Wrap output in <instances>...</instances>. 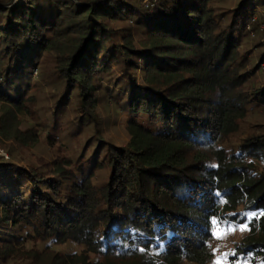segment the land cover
Masks as SVG:
<instances>
[{
  "label": "trees",
  "instance_id": "16d2710c",
  "mask_svg": "<svg viewBox=\"0 0 264 264\" xmlns=\"http://www.w3.org/2000/svg\"><path fill=\"white\" fill-rule=\"evenodd\" d=\"M215 1L0 0L3 138L39 143L37 130L19 125L27 106L37 107L28 93L39 72L66 94L79 88L81 124L95 132L81 160L56 158L47 173L0 155V189L11 185L0 193V261L33 242L47 244L44 264H214L219 226L246 225L228 264H264V135L238 149L229 142L264 103V86L243 88L256 60L250 40L264 64L256 24L264 0H241L224 14ZM101 98L130 117L126 147L97 130ZM98 153L103 159L86 166ZM105 169L110 180L98 188ZM67 245L81 252L55 249Z\"/></svg>",
  "mask_w": 264,
  "mask_h": 264
},
{
  "label": "rangeland",
  "instance_id": "374dc122",
  "mask_svg": "<svg viewBox=\"0 0 264 264\" xmlns=\"http://www.w3.org/2000/svg\"><path fill=\"white\" fill-rule=\"evenodd\" d=\"M16 2L19 4H29V0H16ZM240 2L241 0H217L213 6L220 13H226L227 10L234 12L237 10ZM262 21L264 22V16L262 17ZM256 24L259 25L258 35L261 34L258 40L262 41L264 45V23H260L259 19V22ZM256 42L250 40L246 46L248 58L255 57L256 59L253 64H248L244 69L245 74L247 73L250 78V82L243 88L245 92L251 93L254 92L256 87L264 86V64L259 63L258 55L255 52ZM257 64L259 67H256ZM45 68L46 78H53L54 65H52L51 61L47 62ZM115 73L120 77L117 71ZM30 82L31 88L28 96L37 102V107L31 108L28 105L26 111L19 117V125L23 133H27L30 130H37L39 133V143L35 146H21L16 142L6 141L0 132V155L6 161L16 163L19 169H42L46 173L50 170V166L56 158L67 156L71 157L77 163L81 160L83 149L95 144H92V137L95 135L92 123L86 120L84 122L82 121L81 124L80 112L83 102L79 88L70 87L66 94L64 93V87L58 86L59 81H55V79L47 81L41 80L40 72L39 75L33 73ZM105 83L108 82L104 79L102 86H105ZM102 100L101 98L100 103ZM257 105L240 122L239 132L229 141L237 149L245 141L252 138V136L264 135V103H257ZM1 108L0 106V117L3 113ZM97 112L99 119L97 122V130H100L101 136L105 137L106 142L108 141L116 147H126L131 138L125 129L124 120L130 117L119 114L110 100H103V104L99 105ZM145 123L153 131L160 130V125L158 124ZM49 137H52V139H49ZM87 155H92L91 151ZM97 157L99 160L103 159V156L98 153L97 156H93L92 160H85V165L89 168H94L97 163ZM109 180L110 170L105 169L97 173L94 183L98 188H101ZM10 186V184H7L5 188L0 189V193L3 191L9 192L11 190ZM229 226H231V230H229ZM241 227L237 225L219 226L216 233L218 240L214 264H216L217 259L220 260V264H228L229 255L234 253L235 243L242 242L247 235V229L241 230ZM46 245L33 242L17 245L8 260L0 261V264H44V260H41L42 254L39 252ZM55 249L63 254L81 252L80 248L68 245ZM225 253L228 254L227 258L224 256ZM35 256H40V258H35Z\"/></svg>",
  "mask_w": 264,
  "mask_h": 264
},
{
  "label": "snow or ice",
  "instance_id": "6c2138e0",
  "mask_svg": "<svg viewBox=\"0 0 264 264\" xmlns=\"http://www.w3.org/2000/svg\"><path fill=\"white\" fill-rule=\"evenodd\" d=\"M213 223H216V221L213 220ZM246 227H247L246 225H243V226L241 227V230H245ZM229 230H231V226H229ZM102 239H103V238H102ZM160 248L163 249V244L160 245ZM140 250L143 251L144 249H140ZM227 255H228L227 253L224 254L225 258H227ZM233 255H235V253H233ZM216 264H220V260H219V259H217Z\"/></svg>",
  "mask_w": 264,
  "mask_h": 264
}]
</instances>
